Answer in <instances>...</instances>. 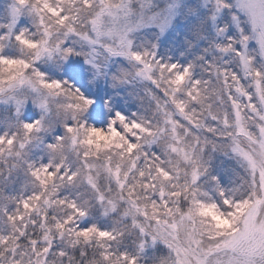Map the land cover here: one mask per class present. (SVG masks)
Returning a JSON list of instances; mask_svg holds the SVG:
<instances>
[{"label":"snow or ice","instance_id":"obj_1","mask_svg":"<svg viewBox=\"0 0 264 264\" xmlns=\"http://www.w3.org/2000/svg\"><path fill=\"white\" fill-rule=\"evenodd\" d=\"M0 264H264V0H0Z\"/></svg>","mask_w":264,"mask_h":264}]
</instances>
